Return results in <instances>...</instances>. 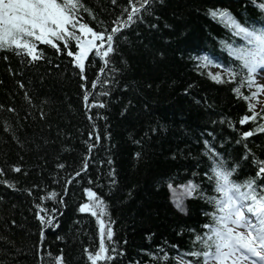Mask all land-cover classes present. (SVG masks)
<instances>
[{"label": "trees", "instance_id": "trees-1", "mask_svg": "<svg viewBox=\"0 0 264 264\" xmlns=\"http://www.w3.org/2000/svg\"><path fill=\"white\" fill-rule=\"evenodd\" d=\"M80 2L79 22L100 33L116 26L128 4ZM258 3L264 0H156L151 16L120 35L103 72L104 61L94 51L89 54L85 79L67 55L78 51L74 39L68 48L55 41L60 51L36 42L43 57L35 62L0 51V181L15 188L0 183V264H57L61 256L63 264H90L87 254L98 250L100 235L98 218L79 211L90 203L87 189L106 202L114 222L117 252L109 264L190 259L180 254L193 249L195 233L202 234L209 222L204 213L214 209L203 199L187 198L180 211L170 200L168 182L178 187L192 180L206 195H217L204 175L209 168L205 141L229 167L238 165L236 181L254 177L255 160H264V132L259 131L264 103L255 120L241 125L242 117L253 115L249 101L234 94V83L216 84L206 68L197 67L205 54L239 70L240 62L220 42H244L213 20L209 9H228L242 25L260 28L264 12ZM70 30L80 35L78 24ZM97 80L110 96L99 95L101 85L91 88ZM85 91L90 103L95 95L107 106L89 110ZM242 92L250 95L247 87ZM246 131L254 135L244 139ZM97 133L100 140L90 152ZM38 203L55 209L58 226L41 225ZM164 253L167 261L156 259Z\"/></svg>", "mask_w": 264, "mask_h": 264}, {"label": "snow or ice", "instance_id": "snow-or-ice-1", "mask_svg": "<svg viewBox=\"0 0 264 264\" xmlns=\"http://www.w3.org/2000/svg\"><path fill=\"white\" fill-rule=\"evenodd\" d=\"M160 2L162 3L163 0ZM155 3L156 0H128L127 6L122 9L121 17L115 21L116 26L110 31L105 30L100 33L94 31L87 23L79 22L78 9L84 7L80 0H0V51H11L14 55L30 58L31 62H35L43 57L36 42L60 51L55 41L63 42L64 48H68L69 42L74 39L78 51L69 50L67 55L72 57L74 67L79 70L81 79H85L83 75L86 71L85 62L91 63L89 54L94 51L95 57L104 61V66L101 68L103 72L112 62L110 54L116 52L115 44L120 35L133 24L143 23L146 17L151 16ZM255 6L264 12V3H258ZM84 10L91 14L89 9ZM208 14L213 20H217L228 28L233 36H238L243 40L242 45H236L235 42H220L222 48L240 62V66L239 70L230 66H221L210 61L208 56H203L198 60L197 67L222 68L226 77L220 73H208L214 83H234L236 85L233 90L234 94L238 98L243 96L245 101L257 98L259 93H264V85L258 84L256 80L257 75H264L258 73V70L264 69V27L242 25L228 9H209ZM77 24L80 35L70 30V27L74 29ZM150 26L155 27V25ZM109 71H116V69L112 68ZM112 82L114 84V77ZM103 83L97 80L92 83L91 88L95 90L98 85H101L99 95L110 96V89L103 88ZM245 87L250 91V95L242 92ZM253 87L255 91H251ZM83 100L89 110L103 109L107 106L95 95L92 100L96 102L90 103L88 91H85ZM249 110L253 111V115L242 117L239 121L241 125L249 120H255L259 115L255 113L251 103H249ZM89 119H92V116H89ZM259 131L264 132V125L259 127ZM242 135L244 139H247L253 136L254 132L246 131ZM89 139L93 140L92 133L89 134ZM99 140L100 136L97 133L93 143L89 144L90 152ZM205 155L209 157V168L204 175L209 182L214 183V192L217 195H206L201 186L192 180L178 186L183 190L178 195L173 189L172 182H168V188L173 190V202L180 211H185V198L203 199L214 209L204 213L209 217V222L202 225L204 229L202 234L192 230L195 233L193 249L180 254L182 257H190V259H184L183 264H264V160H255L258 170L254 177L236 181L232 177L237 172L238 165L229 167L222 154L215 151L208 141H205ZM87 166V161H85V171ZM60 167L63 168L64 165ZM14 171L20 172L21 169L16 167ZM3 174V170L0 169V175ZM76 175L80 176V172ZM113 182H115L114 170ZM0 183L15 190L11 181H0ZM86 193L90 203L80 206L79 211L88 212L98 218L100 235L98 250L94 253L85 250L88 252L87 260L90 264H99L101 261L109 264L115 259L111 253L117 252V249L112 246L114 244L112 228L114 222L107 211L106 202L91 189H87ZM57 196L58 194L53 191L50 198L55 200ZM57 202L63 203V201ZM35 207V214L41 225L58 226L54 223L55 209H48L42 203L36 204ZM102 217H107V219ZM41 237L43 238V232ZM196 245L199 247L197 248ZM160 251L164 252L163 249ZM168 258L167 253L156 257L157 260L164 261ZM57 264H63L62 256L57 258Z\"/></svg>", "mask_w": 264, "mask_h": 264}, {"label": "rangeland", "instance_id": "rangeland-1", "mask_svg": "<svg viewBox=\"0 0 264 264\" xmlns=\"http://www.w3.org/2000/svg\"><path fill=\"white\" fill-rule=\"evenodd\" d=\"M212 73L215 74L218 71V69L214 68V69H211ZM258 73H261V74H264V72H258ZM256 80H257V83L260 84V85H264V75H257L256 77ZM255 89V87H254ZM256 90V89H255ZM264 98V93H259L257 98L255 99L256 101H261L262 99ZM253 106V109H257V105L256 104H252ZM174 190L177 191V194L179 195L180 193H182V189H180L179 187H173ZM169 195H170V199H171V202L173 203V205L176 207L175 203L173 202L174 200V197H173V190H170L169 189ZM187 199V198H185ZM177 208V207H176Z\"/></svg>", "mask_w": 264, "mask_h": 264}]
</instances>
